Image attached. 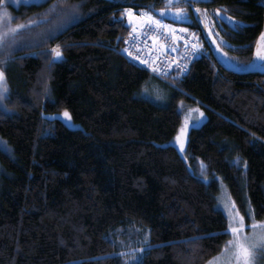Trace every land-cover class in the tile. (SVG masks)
<instances>
[{"label": "trees", "instance_id": "1", "mask_svg": "<svg viewBox=\"0 0 264 264\" xmlns=\"http://www.w3.org/2000/svg\"><path fill=\"white\" fill-rule=\"evenodd\" d=\"M220 1L247 24L221 36L246 65H229L195 33L211 60H193L177 87L116 50L132 30L126 8L193 31L187 17L166 13V0H65L77 5L67 23L49 11L54 0L0 5L10 15L0 19V264H122L124 243L145 231L139 264H206L229 238L216 175L242 214L264 219V68L247 67L264 0ZM28 20L39 22L7 31ZM56 45L62 58L50 63ZM151 82L166 104L140 94ZM182 100L208 116L191 128L186 158L170 143ZM65 109L80 128L50 116Z\"/></svg>", "mask_w": 264, "mask_h": 264}, {"label": "snow or ice", "instance_id": "2", "mask_svg": "<svg viewBox=\"0 0 264 264\" xmlns=\"http://www.w3.org/2000/svg\"><path fill=\"white\" fill-rule=\"evenodd\" d=\"M174 0H167L169 8L171 10V5ZM4 3V0H0V4ZM77 5L76 4H68L65 0H54L53 4L50 5L49 11L52 13H59L62 15L65 23L72 20L76 14ZM161 12L164 9H160ZM197 12H201L202 10L197 8ZM206 11V10H205ZM221 10H217L219 13ZM125 13L129 14V21H138L141 26L145 23L147 24H155L158 27H163L170 29V25L162 24V21L156 19L150 12H141L139 16H135L132 14L131 9H125ZM175 14L177 17H183L185 9L175 8ZM0 19H10L8 17L7 12L5 11L2 15H0ZM39 21L37 20H28L25 24H17L15 27L8 28V32L12 34H16L18 29L27 28L29 25H36ZM182 31H188L187 29H182ZM7 33H0V43L3 42ZM261 41L264 42V33H261ZM198 45H193V50H195ZM50 63L59 60L62 58V50L60 45H56L50 50ZM256 56L264 59V44H258ZM0 63H3L0 61ZM147 63V61H144ZM153 71H159L158 68H153ZM47 90V88L45 89ZM8 92L5 80V73L2 68H0V99H3L5 94ZM193 111L190 109V112ZM198 111V109H196ZM62 115L66 118L70 119L69 112L65 109ZM202 115V113H201ZM181 133L184 132V128H181ZM180 135L177 136V140L180 141ZM181 149H183V144L181 143ZM228 207V225L224 230L225 234L230 233L232 239L225 242V247L222 250L223 253L227 252L229 255L226 259L221 260L220 257H214L212 260L208 262V264H255L257 254L264 253V221H256L254 217V211L249 208L247 210V215L252 223L247 225V227L252 229L251 234L245 233L244 229L245 225V217L241 215L239 210L235 208V203L232 202L231 207ZM261 229V231H257V229ZM147 239V237H145ZM140 251H143L142 249ZM121 255H127L126 253H122ZM132 261L134 264H139V258L136 256H132ZM125 264H129L126 260Z\"/></svg>", "mask_w": 264, "mask_h": 264}, {"label": "rangeland", "instance_id": "3", "mask_svg": "<svg viewBox=\"0 0 264 264\" xmlns=\"http://www.w3.org/2000/svg\"><path fill=\"white\" fill-rule=\"evenodd\" d=\"M6 1H10L13 2L14 4H18L22 1H29V0H6ZM4 4H5V0H4ZM4 4H0L1 6H3ZM126 9H131L132 10V14L135 16H139L141 14V12H148L145 10H135L133 8H126ZM3 12H5L3 10ZM3 14V13H2ZM0 14V15H2ZM124 16L126 17L127 23L131 26L132 30L131 33L133 32H137L142 26L138 21H129V14L124 12ZM154 16V15H153ZM8 17H10V15L8 14ZM156 17V19H159L162 21V24H166V25H170L172 26H180L182 27V29H187L188 32L193 33L194 36L197 38V35L189 30L187 27L182 26V25H174L170 22H166V19H164L163 17H158V16H154ZM147 23H145L144 25H146ZM13 27H15V24L13 25ZM130 33V34H131ZM198 39V38H197ZM199 41V40H198ZM214 43L216 44V46H220L221 49L223 48V44L226 41L225 38L223 37H215L214 38ZM200 43V42H199ZM201 44V43H200ZM258 44H264V42L261 41V37L257 40L256 42V47H255V51H254V55L252 57V59L247 63V67L249 66L250 68H264V59H261L259 57L256 56V52H257V47ZM202 45V44H201ZM203 46V45H202ZM204 47V46H203ZM226 49L222 50V51H217L218 55L224 60L226 61L229 65L232 66H245L246 63L240 62L238 58H236L237 60H234L233 57L229 56L227 51H225ZM223 52V53H222ZM224 54V56H223ZM231 61V62H230ZM140 94L152 101H155L157 103L160 104H166L168 101V93L166 92V90L163 87H159V85L155 84L154 82L148 83L147 85H145L143 87V89L140 91ZM179 107L181 109H183L184 111V118H183V122L182 125L180 126V129L178 130L177 134L175 135V137L170 141L171 144L175 145L177 147V149L179 150V152L182 154V156H184V158H186V154H185V150H186V144H187V140H188V136H189V132L191 130L192 127H196V126H200L202 123H204L207 119V113L206 111L201 108L198 105H188V102L186 101H181L179 103ZM190 109L193 110L190 112ZM196 109H198V111H196ZM64 111V110H63ZM62 112L59 113H55L50 115L51 117H58L61 118L69 127L72 128H80L81 125L77 122L74 121V119L72 118L70 112V119L66 118L62 115ZM202 113V115H201ZM181 128H184V132L181 133ZM180 135L181 139L180 141L177 140V136ZM181 143L183 144V149H181ZM205 168L204 164L201 163V169L203 171V169ZM201 171V177L206 181L209 182L211 180L210 177H208L206 174H204ZM218 179L219 182V191L216 194V207L221 210L228 221V207H226V205H228L229 207H231L232 202L235 203V208L239 210L241 215H244L245 217V233L251 234L252 229L247 227V225L252 223V220L249 219L247 213L246 214H242V212L240 211V209L238 208L235 200L233 199V196L231 195L226 183L222 180V178L218 175L215 176ZM255 217V215H254ZM256 221H264V219H258L255 217ZM141 231V230H140ZM257 231H261V229H257ZM145 237H147V239H145ZM232 239L231 234L229 233V238L228 240ZM227 240V241H228ZM148 242H149V237H148V231H145V233L143 234L142 238H139L137 240L131 239L128 243L125 242V248L122 249L121 251H119V254L121 255L122 253H126L127 255H121V259H122V264H125V261L127 260L129 262V264H134V262L132 261V256H136L139 257L140 254H142L143 251H140L141 249L144 250L147 246H148ZM225 245L223 246V248L221 249V251L219 253H217L216 255H214L213 257H211L206 264H208V262L210 260H212L214 257H220L221 260H224L227 258V256L229 255V253L225 252L222 255V250L224 249ZM255 264H264V253H258L257 254V258L255 261Z\"/></svg>", "mask_w": 264, "mask_h": 264}, {"label": "built area", "instance_id": "4", "mask_svg": "<svg viewBox=\"0 0 264 264\" xmlns=\"http://www.w3.org/2000/svg\"><path fill=\"white\" fill-rule=\"evenodd\" d=\"M194 44L198 45L195 50ZM116 50L154 77L175 87V78L185 75L193 60L202 57L211 60L209 51L194 34L182 31L180 26L167 29L155 24L143 25L129 35L123 47ZM153 68L159 71H153Z\"/></svg>", "mask_w": 264, "mask_h": 264}, {"label": "flooded vegetation", "instance_id": "5", "mask_svg": "<svg viewBox=\"0 0 264 264\" xmlns=\"http://www.w3.org/2000/svg\"><path fill=\"white\" fill-rule=\"evenodd\" d=\"M166 4H168L167 0ZM175 8L185 9L183 17H187L190 23L189 27L197 35H203L211 41H213L215 37H221L230 33V31H237V27L247 25L230 15L226 4L220 0H174L171 5V10L168 5L166 13L175 16ZM197 8L202 11L197 12ZM218 9L221 10L219 13L217 12ZM163 18L165 19V17Z\"/></svg>", "mask_w": 264, "mask_h": 264}, {"label": "water", "instance_id": "6", "mask_svg": "<svg viewBox=\"0 0 264 264\" xmlns=\"http://www.w3.org/2000/svg\"><path fill=\"white\" fill-rule=\"evenodd\" d=\"M178 1H180V0H178Z\"/></svg>", "mask_w": 264, "mask_h": 264}]
</instances>
